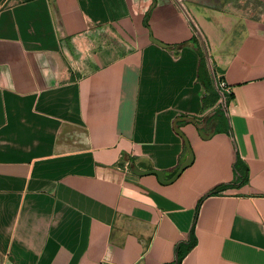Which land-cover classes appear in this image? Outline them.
Segmentation results:
<instances>
[{"label":"crops","instance_id":"1","mask_svg":"<svg viewBox=\"0 0 264 264\" xmlns=\"http://www.w3.org/2000/svg\"><path fill=\"white\" fill-rule=\"evenodd\" d=\"M192 227L181 264H264V0H0V264H176Z\"/></svg>","mask_w":264,"mask_h":264},{"label":"trees","instance_id":"2","mask_svg":"<svg viewBox=\"0 0 264 264\" xmlns=\"http://www.w3.org/2000/svg\"><path fill=\"white\" fill-rule=\"evenodd\" d=\"M201 56L203 58V53L202 52H201ZM219 77H220L219 74L218 75L215 74L216 81H217V78H219ZM239 167H240V161H239V159L237 157V159H236V161L234 163V169H235V171L238 172L239 171ZM241 178H242V180H246L247 175H246L245 171L242 173V177ZM228 185L229 184H221V185L215 187L213 190L209 191V193H207L205 196L215 194L218 191H220V190L224 189L225 187H227ZM201 200L202 199H200V201ZM200 201L198 202V204L200 203ZM198 204H197V206H198ZM193 227L190 230L189 241L184 246V251H182L180 248L177 247V250H176L177 251L176 264H181V260H182V258L184 256V254L195 245V237H194Z\"/></svg>","mask_w":264,"mask_h":264},{"label":"water","instance_id":"3","mask_svg":"<svg viewBox=\"0 0 264 264\" xmlns=\"http://www.w3.org/2000/svg\"><path fill=\"white\" fill-rule=\"evenodd\" d=\"M202 46H203V51H204V54L209 62V56H208V51H207V48L205 46V43L202 42ZM184 142H185V146L187 148V152H188V155L187 157L185 158V160L179 165L177 171L175 172V174L168 180H164L163 179V172L162 171H159V170H147V171H136L134 170L135 173L137 174H156L159 178V181L162 182L163 184H168L170 182H172L173 180H175L179 174L187 167L191 164V161L193 159V153H192V150L189 146V143L187 142V140L184 138Z\"/></svg>","mask_w":264,"mask_h":264},{"label":"built area","instance_id":"4","mask_svg":"<svg viewBox=\"0 0 264 264\" xmlns=\"http://www.w3.org/2000/svg\"><path fill=\"white\" fill-rule=\"evenodd\" d=\"M217 86L226 94L229 95L231 93L227 83L223 80L221 75L219 78H217Z\"/></svg>","mask_w":264,"mask_h":264}]
</instances>
